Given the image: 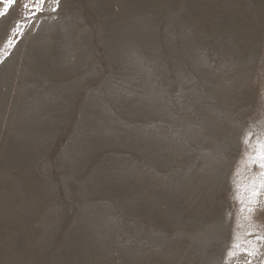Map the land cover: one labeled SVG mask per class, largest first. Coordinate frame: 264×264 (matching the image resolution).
Listing matches in <instances>:
<instances>
[{
  "label": "rangeland",
  "instance_id": "obj_1",
  "mask_svg": "<svg viewBox=\"0 0 264 264\" xmlns=\"http://www.w3.org/2000/svg\"><path fill=\"white\" fill-rule=\"evenodd\" d=\"M262 156L264 0H0V264H264Z\"/></svg>",
  "mask_w": 264,
  "mask_h": 264
},
{
  "label": "snow or ice",
  "instance_id": "obj_2",
  "mask_svg": "<svg viewBox=\"0 0 264 264\" xmlns=\"http://www.w3.org/2000/svg\"><path fill=\"white\" fill-rule=\"evenodd\" d=\"M39 4H43L45 2V0H38ZM55 2L58 4L59 3V0H55ZM56 9H53V11H55ZM261 159H264V156L261 157ZM261 167H264V164H261L260 165ZM250 211H255V209H250ZM264 239V238H262ZM249 255H251V253H249ZM246 264H250V262H246Z\"/></svg>",
  "mask_w": 264,
  "mask_h": 264
}]
</instances>
